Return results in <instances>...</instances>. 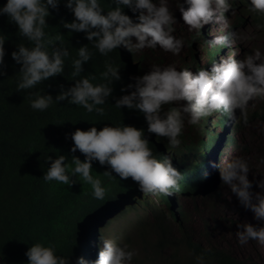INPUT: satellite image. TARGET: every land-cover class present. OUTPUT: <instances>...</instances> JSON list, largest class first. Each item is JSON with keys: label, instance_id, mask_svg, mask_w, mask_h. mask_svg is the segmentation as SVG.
<instances>
[{"label": "clouds", "instance_id": "clouds-1", "mask_svg": "<svg viewBox=\"0 0 264 264\" xmlns=\"http://www.w3.org/2000/svg\"><path fill=\"white\" fill-rule=\"evenodd\" d=\"M61 2L62 0H6L0 7V15H7L9 22L18 27L19 34L34 45L29 48L18 44L17 50L11 53L15 63L20 65L16 91L35 89L49 78L63 75L65 59L70 53L62 44L59 47L53 46V50L49 52L48 45L52 41L46 38L45 33L48 26L46 18L51 15L49 9L59 11ZM113 2L116 7L105 12L100 0H64V6L73 13L74 19L72 22L62 21L63 27L72 32H83L102 56H108L118 46L127 51L153 45L169 53L176 51L179 39L168 34L170 14L164 0ZM125 7L138 13L135 17L137 22L134 23L124 13ZM245 7L249 12L264 16V0H246ZM174 8L179 22L187 28L197 29L200 24L209 21L223 27L225 16L222 13L225 9L229 10V4L227 0H176ZM234 35L231 30L224 31L211 36L207 43L223 46ZM56 39L59 40L60 36ZM4 45L5 41L0 38V76L6 75ZM92 56L87 45L79 47L78 58L72 60L71 75L74 84L67 89L61 85L55 99L51 94L44 93L43 89L30 93V97L34 96L29 101L30 107L43 112L53 102L58 104L67 100L69 104L83 107L88 113L95 112L103 116L104 108L98 106L107 103L112 95L113 83L120 80L119 67L105 63V70L100 73L103 82L94 84V75L81 77L83 65ZM125 89L129 90L119 98H114L113 106L138 111L144 121L143 130L123 123L118 126L105 125L99 131L95 126L87 130L77 128L70 134L73 141L71 152L79 150L84 160L73 155L69 163L64 155H59L54 160L48 156L46 162L51 161L50 167L42 177L46 182L56 181L71 186L76 182L73 177H77L91 186L94 199L103 200L109 189L103 185L98 175H92V164L98 161L101 166L106 165L110 169L103 175L115 174L121 180L131 178L141 193L151 194L146 197L150 198L156 193L169 194L171 189L176 188L178 172L170 165L167 155H161L157 159L152 154L144 133L162 137L165 144L171 145L175 142L174 134L180 120L191 122L193 118L200 117L209 110H216L230 119L233 114L230 110L234 109L239 122L244 102L250 97L264 94V58L253 48L240 58H217L215 61L211 60L206 69L200 67L192 71L173 68L168 63H147L143 71L130 77V83L125 84L121 92L124 93ZM214 166L219 183L226 185L236 202L250 211L253 220L259 221L258 225L237 221L232 233L236 243L246 239L256 243L264 241V171L258 172L259 178L251 181L257 189L252 191L249 188L250 181L245 178L248 169L241 157L229 154ZM128 204L125 203L122 207ZM120 209L111 215L107 213L98 228L103 227ZM25 255L28 264H70L69 257L58 255L52 245L34 243ZM134 255L135 249L129 248L126 243L117 244L112 239L99 236L95 259L85 261L78 256L74 264H128ZM193 260L195 264H203L202 254L193 256Z\"/></svg>", "mask_w": 264, "mask_h": 264}, {"label": "trees", "instance_id": "trees-1", "mask_svg": "<svg viewBox=\"0 0 264 264\" xmlns=\"http://www.w3.org/2000/svg\"><path fill=\"white\" fill-rule=\"evenodd\" d=\"M5 3L6 0H0V7ZM100 4L105 12L116 7L113 0H100ZM49 11L51 15L46 18L48 26L45 33L52 44L48 45V51L62 44L70 55L65 59L63 75L49 78L35 89L24 91H16L20 65L15 63L11 53L17 50L18 44L29 48L34 45L19 34L18 27L9 22L7 15H0V38L5 41L7 66L6 75L0 76V264H28L25 253L34 243L54 246L58 255L69 257L70 264H74L78 256L85 261L94 260L98 249V227L105 216L111 215L125 203L151 195L141 193L131 178L121 180L115 174L103 175L110 169L106 165L101 166L98 161L92 164V175H98L109 189L103 200L94 199L91 186L77 177H73L76 182L71 186L56 181L46 182L42 178L50 167L51 161L46 162L48 156L54 160L64 155L69 163L73 155L84 160L79 150L71 152L73 141L70 134L77 128L87 130L95 126L99 131L105 125L118 126L121 123L141 130L144 128L142 115L138 111L113 106L114 98L129 90L125 89L122 93L121 88L130 83L131 76L140 72L138 66L132 64L131 51L118 46L108 56H102L83 32H72L63 27L62 21L72 22L74 19L73 13L64 6V0L59 5V11ZM124 13L134 23L137 22L135 17L138 13H133L127 7ZM254 22L264 26V16L255 13ZM57 36H60L59 40ZM84 45L88 46L93 56L83 65L81 77L92 74L96 77L92 82L98 84L103 82L100 73L105 70V63L119 67L120 80L113 83L112 95L107 103L98 106L104 108V115L88 113L83 107L69 104L67 100L58 104L53 102L43 112L33 110L29 101L34 96L30 97V93L43 89L44 93L51 94L55 99L61 85L67 89L74 84L72 60L78 58L77 49ZM216 51L218 49L208 50V63L214 61ZM230 112H234L233 109ZM210 113L216 115L215 125H225L227 119L216 110H209L200 118ZM252 118L264 122V109L253 112L248 119H244V123ZM201 132L207 136L206 140H196L193 129L187 134L179 132L173 149L165 143L160 145V139H154L153 134L144 133L152 154L157 159L167 155L170 165L178 172V179L176 188L171 189L169 194L156 193L166 201L169 215L157 216L139 234L134 245H139L142 252L150 250L155 256L171 250L164 264H195L193 256L197 254H202L203 264H243L224 249L206 247L182 226H179L181 233L178 236L172 230L173 224L169 223L170 220H178L176 212L179 213L180 222L184 216L175 205L173 193L193 196L201 193L205 186L207 158L214 149L216 136L208 128ZM181 251H184L182 256ZM132 262L143 264V260L137 256L132 257Z\"/></svg>", "mask_w": 264, "mask_h": 264}, {"label": "rangeland", "instance_id": "rangeland-1", "mask_svg": "<svg viewBox=\"0 0 264 264\" xmlns=\"http://www.w3.org/2000/svg\"><path fill=\"white\" fill-rule=\"evenodd\" d=\"M154 2H159V0H154ZM175 2L176 0H164L165 7L170 14L168 34L179 39L176 51L169 53L154 45L130 49L132 64L138 66V70L143 71L147 63L156 65L168 63L173 68H186L189 71L200 67L206 69L209 49H218L214 52V61L227 56L234 59L240 58L243 54L250 53L253 48L260 53L261 58H264V26H256L259 24L254 22L255 13L249 12L245 7L246 0H227L229 10L225 9L222 13L225 16L223 27L209 21L200 24L197 29L187 28L178 21L174 8ZM237 18L241 20L238 21ZM228 30L233 31L235 35L229 38L226 45L218 46L207 43L211 36ZM190 43L191 46H189ZM263 109L264 94L259 97H250L244 102L239 122L234 112L223 126L215 125L217 118L214 113H210L203 119L193 118L187 123L180 120L174 134L175 142L171 145L167 144L169 148H175L177 134L179 132L187 134L190 129H193L196 134V140L207 139V136L201 132L204 128H208L212 134H215L214 149L207 158L203 191L193 196L173 193L176 198L175 205L179 207L184 216L180 222L181 218L176 212L178 220H170L169 223L173 224L172 230L178 236L181 233L179 226H182L206 247L224 249L243 264H264V241L256 243L254 240L246 239L236 243L232 234L236 222L245 221L258 225L259 221L258 219L253 220L250 211L236 202L234 195L228 191L226 185L219 183L214 165L229 154L241 157L248 169L245 172V178L250 181L249 188L257 191L251 181L259 178L258 172L264 171V122L252 118L244 123V119H248L253 112H261ZM153 138L160 139L159 144L164 145L162 137ZM169 211L166 201L159 195L152 194L150 198L146 195L142 196L125 207H121L119 212L107 220L98 231L96 246L99 247V236L109 238L117 244L126 243L129 248L135 249L134 256L143 260V264H164L172 253L171 250L155 256L150 250L142 252L139 245L134 244L146 225L151 224L160 214L169 215ZM180 255H184V251H181ZM128 264H134L132 258Z\"/></svg>", "mask_w": 264, "mask_h": 264}]
</instances>
